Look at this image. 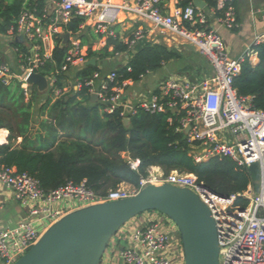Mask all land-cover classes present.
<instances>
[{"label":"built area","instance_id":"built-area-1","mask_svg":"<svg viewBox=\"0 0 264 264\" xmlns=\"http://www.w3.org/2000/svg\"><path fill=\"white\" fill-rule=\"evenodd\" d=\"M205 1L203 9L190 3L186 6L178 4L170 11L166 0H135L123 6L114 5L112 0H49L51 5H47L42 17L31 10L21 15L14 38L22 35L30 40L54 38L60 34L63 24L76 16L83 21L95 18L93 30L96 34L119 40L114 27L123 7L134 12L141 23H151L193 45L213 67V74L202 80L172 75L150 93H141L133 102L129 100L127 90L135 82L131 79L116 82L115 70L108 73L99 70L85 80V85L91 95L97 94L105 112L113 113L123 107L124 119L138 109L151 113L169 110L180 115L177 131L185 134L197 162L215 157H229L246 167L258 162L261 168L259 192L255 191L252 181L241 193L221 194L198 182L192 173L177 170L165 173L159 166H151L141 175L138 185L122 184L106 195L96 193L85 181H68L46 192L39 180L28 172H19L15 167L0 163V183L21 203L27 214L14 228H0V264H12L25 254L45 228L67 212L134 196L150 184L162 183L190 188L210 208L219 234V264H264V111L254 106L253 96L240 95L234 85L245 63L253 66L258 63L257 46L264 44V32L256 34L242 54L230 56L221 30L232 31L239 27L236 0H211L213 5H209L210 0ZM49 6L56 7L51 18ZM258 12L264 20V4ZM147 37L148 28L138 26L122 41L127 52H116L115 57H123L124 66H127L132 58L130 52L139 43H148ZM69 41L70 48L61 72L77 68L87 60L88 53L80 47V39L69 37ZM33 49L37 51L31 50L28 66L20 65L24 71L22 76H18L10 64L0 60V80L6 85L15 80L20 82L27 100L32 97L28 76L42 63L37 53L40 47L34 45ZM48 80L50 85L55 81L54 77ZM144 80L145 76L139 83ZM112 83L115 84L111 86ZM66 90V87L54 89V96H60ZM3 130L8 133V130L0 129ZM7 135L5 143H8ZM125 154L131 168L137 171L139 161L132 159L128 152ZM241 198L246 200L245 206L239 204ZM127 224L121 230L128 240V247L120 251L126 264H185L182 242L175 241L173 236L177 226L170 218H163L156 212L144 224L125 228Z\"/></svg>","mask_w":264,"mask_h":264},{"label":"trees","instance_id":"trees-1","mask_svg":"<svg viewBox=\"0 0 264 264\" xmlns=\"http://www.w3.org/2000/svg\"><path fill=\"white\" fill-rule=\"evenodd\" d=\"M208 2L215 4L211 0ZM190 3L193 0H179L180 6ZM235 6L237 9L236 2ZM46 9V0H0V35L14 37L25 11L31 10L42 17ZM82 22L83 19L75 16L68 24H63V28L77 33ZM88 32L90 29L79 36L83 49L90 41ZM54 41L50 57L45 56L42 39L30 41L40 47L37 53L42 62L34 72L55 79L43 102L35 100L36 93H41L36 85H31L32 97L27 100L20 82L15 80L6 85L0 80V129L9 132L8 143L0 144L1 164L28 172L39 180L46 192L68 181H85L96 193L106 195L122 184L138 185L140 176L151 166H159L165 173L173 170L192 173L198 182L221 194H237L248 188L253 181L248 167L232 158L195 160L185 134L177 131L180 115L169 110L151 113L138 109L128 115L130 121L125 124L123 107L113 113L102 110L98 100H91L89 87L85 85V80L99 71L98 64L81 63L77 68L61 72L70 41L65 43L61 34H56ZM12 45L17 51L19 65L27 67L31 46L16 39ZM109 45L113 50H108ZM109 45L98 51L86 48V59L114 57L116 52H127V46L117 39L110 40ZM257 50L258 63L254 66L245 63L234 85L240 95L253 96L254 106L264 111V44L257 46ZM130 54L129 64L115 70L116 82L131 79L137 84L143 76L183 57L180 50L162 42L139 43ZM189 68L193 66L187 62L185 70ZM69 72H73L71 77L76 79L75 88L67 84ZM65 87L67 90L60 96H54V89L64 90ZM125 152L139 161L137 171L124 159ZM239 204L245 206L246 200L239 199Z\"/></svg>","mask_w":264,"mask_h":264},{"label":"water","instance_id":"water-1","mask_svg":"<svg viewBox=\"0 0 264 264\" xmlns=\"http://www.w3.org/2000/svg\"><path fill=\"white\" fill-rule=\"evenodd\" d=\"M193 3L201 9L206 5L205 0H193ZM62 37L67 43L70 34L65 32ZM16 41H23L22 36H17ZM84 64L95 66L97 58H90ZM27 81L40 92L48 89L49 80L38 72L30 73ZM91 97L92 101L97 100L96 93ZM129 121L124 119L125 124ZM248 169L255 191L259 192L260 165L254 162ZM149 211L161 212L175 223L185 264H219V234L210 208L190 188L169 183L150 184L134 196L67 212L49 225L38 241L12 264H101L119 230Z\"/></svg>","mask_w":264,"mask_h":264},{"label":"crops","instance_id":"crops-1","mask_svg":"<svg viewBox=\"0 0 264 264\" xmlns=\"http://www.w3.org/2000/svg\"><path fill=\"white\" fill-rule=\"evenodd\" d=\"M46 1L48 5L49 0H46ZM133 1L135 0H112L114 5L116 6H123V4L133 2ZM166 3H167L168 9L172 11L174 7L179 4V0H166ZM263 4H264V0H236L237 12L239 16L240 25L236 30H232V31L227 30V29L221 30V34L225 41L226 47L228 46L227 49L230 52L232 57H237L240 54H242L244 50L252 44L255 35L260 32H264V20L262 19L260 13L258 12V9L261 8ZM49 7H50L49 10L51 13V14L49 13V17L51 18L54 15L56 7L55 6H49ZM94 22H95V18H91L86 21H83L81 24H84V25L83 27L80 28V30L77 33H73L72 31H65L64 28L62 27L60 34L62 35L65 32H68L70 34V37H72L74 40H77L79 38L81 42V38L79 36L84 33H87V31L90 29V32H92L93 35H91L92 33L88 32L87 37L90 41L88 42V44L83 45L85 46L84 51L86 50V48L87 49L91 48L96 51L104 50L109 45V41L114 40V39H111V38L106 39L102 37L101 35L96 34L93 30ZM140 25H143L148 28V37H147L148 43L155 44L157 42H162L168 45L169 47L177 48L178 50H180L183 56L185 55L186 57L188 56V54L184 53V51H185V47L189 46L190 44L184 42V40H182L180 37L172 35L160 29L159 27L154 26L151 23H148V22L141 23L139 21V18L134 12L124 9L123 7H121L118 13L117 23L115 24V27H114L117 31L119 41L122 42L125 39H127L131 35L132 31H134V29H136ZM91 36L92 37L95 36V38L92 39ZM30 41L31 40L28 39V46L29 47L31 46V50H34L33 49L34 45ZM42 41L44 44L45 56L50 57L52 55V51L55 46L54 38H44V40ZM22 42L26 43L25 41H22ZM112 49H113V46L109 45L108 50L111 51ZM34 51H37V49H35ZM6 53H11L10 49H7ZM0 60L1 61L3 60V56H1V53H0ZM12 60L13 61L16 60L19 62L18 54L15 48H14V56L12 57ZM188 62L192 64L193 69L197 66L193 60L189 59ZM97 64H98V59H97ZM164 67H166V65H164ZM99 70L102 71V69H99ZM72 73L73 72H69L67 74V77H68L67 84L72 85L75 88L76 79L71 77ZM181 74L182 73L180 74L176 73L174 75H181ZM131 86H129L127 90V95L129 97V100L133 102L138 98V96L141 93L136 97H134V95H131L130 90H129ZM40 102H43V101H40ZM4 212L8 213L7 215L8 226L7 227H12V226H9L10 224H15L14 226H17V224L23 219H25L27 215L21 203L11 194V192L5 186H3V184L0 183V218H1V214ZM151 213L152 212H146L144 214L139 215L135 219H132L125 228H130V227H134V226L146 223L151 216L152 217L154 216ZM47 228L48 227H46L45 230ZM101 264H111L109 259L107 258V251H106V254Z\"/></svg>","mask_w":264,"mask_h":264},{"label":"rangeland","instance_id":"rangeland-1","mask_svg":"<svg viewBox=\"0 0 264 264\" xmlns=\"http://www.w3.org/2000/svg\"><path fill=\"white\" fill-rule=\"evenodd\" d=\"M23 41L26 42V45H28V38L26 35H22ZM14 41V37L11 35H0V53L1 56H3V62L10 64L13 68V71L18 75H23V70L20 68L19 62L16 60H12V57L14 56V48L12 45V42ZM228 47V46H227ZM10 49L11 53H6V50ZM184 53L188 54L186 57L183 56L181 59L173 60L168 63H166V67H162L160 70H158L155 73L147 74L145 76V80L137 85L131 86L130 94L134 95V97L138 96L140 93H150L153 91L160 82L165 81L169 76L174 75L176 73H182L185 76H193L194 78L198 80H202L208 76H211L213 74V67L207 57L198 51L195 50V48L191 45L185 47ZM230 54V52H229ZM231 56V54H230ZM98 59V66L102 71L105 73H108L112 70L120 69L124 65V60L121 57H113L108 56L106 58H97ZM193 60L196 63V67L194 69H188L185 70L187 66L188 60ZM181 74V75H182ZM139 84V85H138ZM50 84L48 89L43 93H36L35 100L36 102L44 101V99L50 94ZM32 91V89H31ZM99 102V101H98ZM9 134V132H8ZM124 159H126L127 155L123 153ZM153 215L156 214L157 211H151ZM144 214V213H143ZM161 216L164 218L166 215L161 213ZM8 213L4 212L1 214L0 218V228H7L8 224ZM138 217V216H137ZM169 218V217H168ZM135 219V218H134ZM5 221V222H3ZM15 224H10L9 228H14ZM174 240L180 241L181 236L180 232L177 228L173 232ZM128 247V240L122 230H119L117 235L115 236L114 241H111L109 244V247L107 249V258L109 259L111 264H126L122 258L120 257V251L121 249H126Z\"/></svg>","mask_w":264,"mask_h":264},{"label":"bare ground","instance_id":"bare-ground-1","mask_svg":"<svg viewBox=\"0 0 264 264\" xmlns=\"http://www.w3.org/2000/svg\"><path fill=\"white\" fill-rule=\"evenodd\" d=\"M1 129H4V128H1ZM6 135H7V131L3 130V131H0V143H5L6 141ZM8 137V135H7ZM75 209H78V208H75Z\"/></svg>","mask_w":264,"mask_h":264}]
</instances>
